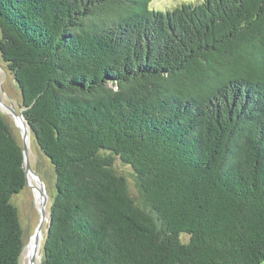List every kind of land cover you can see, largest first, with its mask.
Returning <instances> with one entry per match:
<instances>
[{"label":"trees","instance_id":"1","mask_svg":"<svg viewBox=\"0 0 264 264\" xmlns=\"http://www.w3.org/2000/svg\"><path fill=\"white\" fill-rule=\"evenodd\" d=\"M152 1L0 0V57L54 170L41 264H264V0ZM25 178L0 115V264L23 253Z\"/></svg>","mask_w":264,"mask_h":264},{"label":"rangeland","instance_id":"2","mask_svg":"<svg viewBox=\"0 0 264 264\" xmlns=\"http://www.w3.org/2000/svg\"><path fill=\"white\" fill-rule=\"evenodd\" d=\"M195 3L196 0H153L149 5L151 10L166 12L168 10H173L176 6L182 3ZM20 90L16 86L12 74L6 67V64L2 61L0 57V115L5 118L8 124L11 126L13 134L16 138V141L20 146H23L22 142V129L20 126L15 124L14 118L11 116L8 109L4 106L13 107V109L19 113L20 112ZM30 145H28V162L30 169L35 172L39 180L44 185V189L47 193L46 201V212L45 220L42 227V238L40 240V250L43 247L44 239L46 236L48 220H49V208L51 205L52 197L54 194V170L50 161L40 154L37 149L32 135H30ZM28 144V143H27ZM115 169L118 174L125 177L128 184V190L130 195L139 202V195L135 187V182L133 178V172L131 168L127 165H124L120 160L115 161ZM33 176V175H32ZM32 185L29 182V185L18 194L15 195L12 199V204L17 208L19 221L23 231V242L24 249L20 258L19 264H29V257L27 253V247L31 240L34 237L37 225L40 219V208L41 206L36 202L35 193H40V189L35 185L36 179L33 176ZM183 240H186V237H183ZM26 251V252H25ZM42 255L36 258L35 264H41Z\"/></svg>","mask_w":264,"mask_h":264},{"label":"water","instance_id":"3","mask_svg":"<svg viewBox=\"0 0 264 264\" xmlns=\"http://www.w3.org/2000/svg\"><path fill=\"white\" fill-rule=\"evenodd\" d=\"M7 109H8V111L10 112V114H11V116L13 117V118H15L16 120L18 119V118H21L22 120H23V122H24V119H23V115H22V111L20 110V112L19 113H17L14 109H13V107H9V106H7V105H4ZM24 124H25V126H26V129H27V131H28V133L30 132L29 131V128H28V126H27V124L24 122ZM21 135H22V142H23V146H22V154H23V168H24V172H25V184L28 186L29 185V183H28V178H27V175L29 174V173H31L35 178H37V182L40 184V186H41V190H42V195H43V202H42V204H41V208H40V219H39V223H38V225H37V228H36V231H35V234H34V236L36 237V244L38 243V238H39V236L42 234V227H43V223H44V216H45V212H46V197H47V193H46V191H45V189H44V187H43V184H42V182L39 180V178H38V176H37V174L35 173V172H33L31 169H30V166H29V162H28V145H27V143H26V139H27V133L25 132V130L23 131H21ZM49 222V221H48ZM40 248H39V253H35L34 254V257H32V259H31V264H35L36 263V257H37V255H40Z\"/></svg>","mask_w":264,"mask_h":264},{"label":"bare ground","instance_id":"4","mask_svg":"<svg viewBox=\"0 0 264 264\" xmlns=\"http://www.w3.org/2000/svg\"><path fill=\"white\" fill-rule=\"evenodd\" d=\"M14 122H15V124L17 125H19L20 126V128L24 131L25 130V132L27 133V139H26V143H28L27 145H30L29 143H30V137H29V133H28V131H27V129H26V126H25V124H24V122H23V120L21 119V118H18L17 120L14 118ZM27 178L29 179V182L33 185L34 184V182H33V176H32V174L31 173H29L28 175H27ZM35 178V177H34ZM36 179V183H37V185H35L37 188H39L40 190H41V186H40V184L37 182L38 180H37V178H35ZM44 186V185H43ZM42 190L40 191V193H35V198H36V202L41 206V204H42V202H43V195H42ZM45 218H46V216H44V220H45ZM41 238H42V234L39 236V238H38V243L36 244V237L34 236L33 237V239L31 240V242L29 243V245H28V247H27V253H28V257H29V264H31V259H32V257H34V254L37 252V253H39V246H40V240H41ZM26 252V251H25ZM39 255H37V257H38ZM36 257V258H37Z\"/></svg>","mask_w":264,"mask_h":264}]
</instances>
